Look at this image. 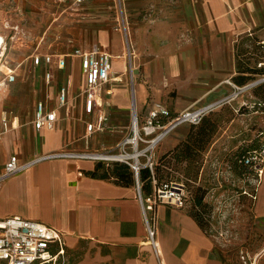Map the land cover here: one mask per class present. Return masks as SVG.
Returning <instances> with one entry per match:
<instances>
[{
	"label": "crops",
	"instance_id": "1",
	"mask_svg": "<svg viewBox=\"0 0 264 264\" xmlns=\"http://www.w3.org/2000/svg\"><path fill=\"white\" fill-rule=\"evenodd\" d=\"M108 1L82 0L83 7L75 14L81 18L73 20L72 26L76 28V22L105 12ZM121 2L127 43L129 38L134 56L133 76L128 74L124 34L107 23L95 24L93 43L86 41L79 49L98 46L111 55V68L98 96L102 106L91 114L84 110L80 61L67 58L73 50L38 54L65 56L62 69L55 58L50 66L43 61L35 66L33 55L12 68L5 57L4 40L0 50V86H5L0 89V172L10 157L25 164L53 156L26 166L0 184V218L20 216L52 227L62 234L67 249L84 242L98 250L99 257L88 252L79 264H227L216 239L200 228L185 207L155 206L154 251L146 241L133 173L125 184L117 179L114 166L78 155L114 152L129 135L132 116L136 114L142 121L149 109L157 106L167 109L172 117L192 107L220 103L212 111L227 104L235 114L243 105L250 113L258 112L251 111L258 102L253 88L235 93L253 82L249 78L260 76L249 72L264 69L258 67L261 57L258 60L249 52L251 56H247L243 46L247 42L261 54L258 43L264 40V0ZM53 66L57 70L53 71ZM21 68L22 87L32 89L30 108L23 112L16 108V96L12 94ZM47 72L51 73L50 81L45 79ZM9 73L14 82H3ZM243 78L248 79L245 85L239 84ZM61 88L67 90L64 105L58 99ZM38 103L47 111H55L52 128H34ZM90 122L97 126L92 133L86 131ZM189 131L190 125L172 128L160 140L157 154L162 156L174 149ZM252 212L264 218V179L257 188Z\"/></svg>",
	"mask_w": 264,
	"mask_h": 264
},
{
	"label": "rangeland",
	"instance_id": "2",
	"mask_svg": "<svg viewBox=\"0 0 264 264\" xmlns=\"http://www.w3.org/2000/svg\"><path fill=\"white\" fill-rule=\"evenodd\" d=\"M121 3V0L106 2L105 12L76 22L78 25L74 28L73 20L81 18L75 14L83 7L84 2L75 7L70 0H0V34L5 37V57L12 68H15L29 55L35 57L45 52L66 53L74 48H81L80 44L86 41L93 43L97 29L95 24L103 22L109 24L110 28L117 27V21H121V13H124ZM123 18L125 22L126 18ZM125 43L127 50V42ZM128 45L130 46L129 38ZM243 46L247 50V56L254 53V57L260 59L259 52L252 45L248 46L247 42H244ZM124 54L127 55V51ZM52 69L55 71L57 67L53 66ZM22 72V68L17 70L19 78L15 81L16 85L12 91L13 96H16V108L21 112L30 108L32 94L31 88L22 87ZM128 74L132 75L129 68ZM259 77L262 76L253 79ZM9 82L13 83L14 80ZM4 87L0 86V89ZM75 89L80 90L79 87ZM244 99L249 100L247 97ZM222 116L220 128L212 137L211 144L206 146L195 162L170 161L163 170L165 174H170L171 181L185 184L186 210L201 215L205 233L216 239L222 259L227 264H242L241 254L253 264H264V218L260 219L254 215V201H250L246 195L253 188H258L261 181L255 170L248 167L239 168L234 164L238 154L249 149L255 139L263 142L264 113L224 112ZM227 119L230 120L225 122ZM130 131L131 125L129 134ZM158 144L151 151L154 167L158 165L161 157L157 154ZM145 146L146 144H142L139 148L143 149ZM126 151H133L131 145L126 146ZM119 152L120 150H116L112 153ZM139 160L144 163L146 158L141 156ZM96 161L112 168L115 164L126 165L130 170L129 165L124 162ZM259 162L264 167L263 155L259 157ZM198 167L200 168L196 173ZM154 186L152 184V190ZM196 194L201 198L203 210L194 206ZM88 252L93 257H99L98 250L84 242L74 249L66 248L62 264H79L84 261Z\"/></svg>",
	"mask_w": 264,
	"mask_h": 264
},
{
	"label": "built area",
	"instance_id": "3",
	"mask_svg": "<svg viewBox=\"0 0 264 264\" xmlns=\"http://www.w3.org/2000/svg\"><path fill=\"white\" fill-rule=\"evenodd\" d=\"M82 0H71L72 6L78 7ZM116 30L123 33L125 41L127 42V32L123 15L121 14V21H117ZM264 55V40L260 41ZM128 46V43H127ZM133 51L130 46L127 47V55L125 58L129 62V70L132 73L131 60L133 59ZM56 59L58 68H64L66 65L65 56L54 55H36L32 57L35 66L40 65L43 61L46 66H50L53 59ZM67 58L78 59L83 75V89L81 94L84 96V110L85 113L91 114L96 108H101V103L98 102V96L103 84L109 80V70L111 68V55L106 51L100 49L98 46H93L89 50L74 49ZM264 66V61L258 64V67ZM14 77L11 73L3 80L12 81ZM46 81H50L51 73L45 74ZM3 84V83H2ZM59 104L67 103V90L61 88L59 92ZM209 107L204 108H189L182 113L172 117L170 112L163 107H154L149 109L147 115L142 121H139L136 114L132 116L130 134L125 137L114 148L120 150L119 153H106L126 155L134 152L131 144H128L129 138L132 137L134 129L137 127V146L136 150L142 151L141 156H145L144 163L134 162L133 159H114V161L124 162L129 165L136 180V189L138 197L142 206L143 221L146 230L147 243L156 250V231L154 226V208L158 204H167L175 208H184L187 202V192L185 184L182 182L170 181L161 187H154L152 194L143 196L141 193V186L139 184V173L143 169L149 170L151 175L154 174V159L151 151L160 142V140L174 127L179 124H198L201 118L208 114ZM56 114L54 110L47 111L42 103H38L35 107L33 125L36 130L43 127L52 128L55 121ZM6 127V124H4ZM97 128L96 124L90 122L86 124V131L92 133ZM146 144L145 148L140 149V145ZM131 145L132 152L126 151V146ZM79 154L78 156L87 157L89 154ZM67 156L68 154H57L58 157ZM86 155V156H84ZM264 156V150L260 152H252L243 158V163L248 168L257 172L258 178L262 179L264 174V167L259 162V157ZM53 156V155H52ZM43 156L35 158L25 164H19L16 157H10L4 166V170L0 172V184L8 177L19 173L26 166L34 164L47 157ZM55 157V155H54ZM139 157V158H140ZM92 158V157H87ZM95 159L96 158H92ZM99 160V159H97ZM113 161V160H112ZM257 188H253L248 194L244 192L251 200H256ZM66 245L62 234L56 229L46 226L42 223L24 219L20 216H8L0 218V264H62L65 258ZM242 264H253L248 261L244 255H240Z\"/></svg>",
	"mask_w": 264,
	"mask_h": 264
},
{
	"label": "trees",
	"instance_id": "4",
	"mask_svg": "<svg viewBox=\"0 0 264 264\" xmlns=\"http://www.w3.org/2000/svg\"><path fill=\"white\" fill-rule=\"evenodd\" d=\"M259 51L261 53V60L264 61L262 49H259ZM249 73L262 76L264 75V69L257 70V72L252 71ZM249 79L251 81L255 80L253 78ZM246 80L248 81V79L243 78L242 81L239 82V84L245 85L247 82ZM252 93L258 100V102L252 105L251 111L264 113V82L255 86L252 89ZM232 111V108L229 105L225 104L220 109L216 111H210L208 114L204 115L198 124H191L190 131L186 139L175 146L174 149L160 157L158 165L154 167L153 175H151V173L147 169H143L140 171L139 182L141 186V193H144L145 196L150 195L152 193V184H154L156 187H161L165 183L171 181L170 174L167 172L165 174L163 170V168H165L167 163H169L170 161L176 160L177 162L188 163L195 162L196 158L205 150L206 146H209L211 144L212 137L219 130L221 125L220 123L223 118V113H232ZM245 111H249V109L245 105L241 106L238 109V113H243ZM229 120L227 119L225 122ZM262 150H264V140L263 142H260L258 139H255L249 149L243 150L238 154V157L236 158L234 164L239 168H246L247 166L244 165L243 158L254 151L260 152ZM199 168L200 167H198L196 173H198ZM114 174L120 182L125 184L130 182V178L132 176V172H130L128 166L120 164L114 165ZM194 206L202 210L204 208L201 203V198L198 197L197 194L195 196ZM190 215L195 219L200 228L204 230L205 224L202 221L201 215L198 212H190Z\"/></svg>",
	"mask_w": 264,
	"mask_h": 264
},
{
	"label": "bare ground",
	"instance_id": "5",
	"mask_svg": "<svg viewBox=\"0 0 264 264\" xmlns=\"http://www.w3.org/2000/svg\"><path fill=\"white\" fill-rule=\"evenodd\" d=\"M5 40V37L3 35L0 34V50L1 47L3 46V42ZM132 129H134V133L132 135V137L129 138L128 144H131L134 152L132 153H127L126 155H116V154H89V157L92 158H96V159H100V160H114V159H133L134 162H139V157L141 155L142 151L136 150V146H137V139H138V134H137V127H135V122H134V126L132 127ZM86 156V155H84ZM87 156V157H88Z\"/></svg>",
	"mask_w": 264,
	"mask_h": 264
},
{
	"label": "water",
	"instance_id": "6",
	"mask_svg": "<svg viewBox=\"0 0 264 264\" xmlns=\"http://www.w3.org/2000/svg\"><path fill=\"white\" fill-rule=\"evenodd\" d=\"M263 82H264V77H262V78H260V79H257V80H254V81L251 82L250 84H248V85H246V86H244V87H242V88H239L238 91L235 93V95H237V94H239V93H241V92H243V91L250 90V89L254 88L255 86H257V85H259V84H261V83H263ZM220 104H221V103H220ZM220 104H217V105H215V106H211V107H209L208 109H209V110H213L214 108L218 107Z\"/></svg>",
	"mask_w": 264,
	"mask_h": 264
}]
</instances>
